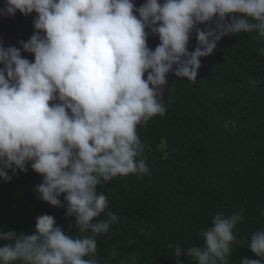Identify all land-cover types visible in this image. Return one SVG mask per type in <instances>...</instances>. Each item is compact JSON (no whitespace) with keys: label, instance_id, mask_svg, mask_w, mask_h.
Returning <instances> with one entry per match:
<instances>
[{"label":"clouds","instance_id":"clouds-1","mask_svg":"<svg viewBox=\"0 0 264 264\" xmlns=\"http://www.w3.org/2000/svg\"><path fill=\"white\" fill-rule=\"evenodd\" d=\"M17 11L36 16L20 48L0 45V180L9 182L30 164L43 178L36 198L54 207L66 203L77 231L91 235H66L54 217L38 215L31 235L0 231V241L8 242L0 246V264H99L96 237L118 217L97 187L149 174L137 126L165 114L166 74L195 82L200 58L222 37L264 38V0H145L139 7L134 0H6L0 14ZM193 31L197 46L189 51ZM150 34L159 38L154 50ZM242 220L239 211L217 213L203 247L176 245V264L182 253L196 264H229ZM248 249L259 259L240 264H264V229L252 233ZM116 255L114 246L109 259ZM129 259L135 264L137 257Z\"/></svg>","mask_w":264,"mask_h":264},{"label":"trees","instance_id":"trees-1","mask_svg":"<svg viewBox=\"0 0 264 264\" xmlns=\"http://www.w3.org/2000/svg\"><path fill=\"white\" fill-rule=\"evenodd\" d=\"M250 78L262 82L254 87ZM164 103L163 116L137 126L149 174L117 176L97 187L118 217L96 237L99 264H132V254L135 264H176L177 244L203 247L212 218L234 211L243 220L234 228L229 264L259 259L248 243L264 229V38L222 37L206 77L175 81ZM228 120L234 126L225 129ZM26 167L9 182L0 180V231L31 235L36 217L47 214L66 235H91L79 233L75 217L66 215L64 194L61 207L36 198L33 189L43 178ZM114 246L117 255L109 259ZM179 260L196 264L184 253Z\"/></svg>","mask_w":264,"mask_h":264},{"label":"water","instance_id":"water-1","mask_svg":"<svg viewBox=\"0 0 264 264\" xmlns=\"http://www.w3.org/2000/svg\"><path fill=\"white\" fill-rule=\"evenodd\" d=\"M145 2V0H134V4L136 7H139ZM160 3H163V0H159ZM6 0H0V9L5 8ZM135 14V13H134ZM234 17H241L242 14L235 13L232 14ZM36 14L32 13L28 16H24L19 11H17L14 15H6V14H0V45L3 47H17L20 48V41L26 42L29 40V38L32 36L34 32L33 28V19L35 18ZM208 27H214L215 21H213L211 24L207 25ZM198 27L203 30L206 25L201 24L198 25ZM147 31V29H146ZM159 44V38L155 35H149L147 38V45L150 49H155V47ZM197 46V41L195 39V31L190 36L189 42H188V50L192 51ZM22 56L24 58H27L29 61L33 60V56L30 53L21 52ZM210 58L211 55L206 57L200 58L201 66L197 70V77L196 81L198 79H203L206 77V75L210 71ZM0 67H3L2 64H0ZM147 73L144 74V78L146 79ZM175 81H188L186 78H180L173 75L171 72L166 74V84L164 86V91L161 97V101L164 102L169 94V90L173 83Z\"/></svg>","mask_w":264,"mask_h":264}]
</instances>
